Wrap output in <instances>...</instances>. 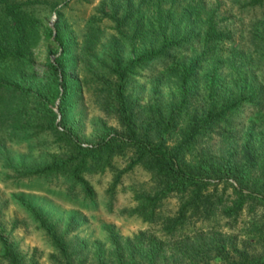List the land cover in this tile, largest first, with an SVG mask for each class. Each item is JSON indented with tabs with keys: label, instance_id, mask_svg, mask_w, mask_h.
<instances>
[{
	"label": "rangeland",
	"instance_id": "374dc122",
	"mask_svg": "<svg viewBox=\"0 0 264 264\" xmlns=\"http://www.w3.org/2000/svg\"><path fill=\"white\" fill-rule=\"evenodd\" d=\"M7 1L21 3V9L35 21V28L26 35L23 58L0 63V76L8 84L0 92V235L6 237L16 251L20 264H54L56 261V251L39 227L35 212L47 224H54L57 233L65 235L68 243H78L82 249L79 256L86 257V264L96 253L108 256L112 241L123 243L125 238L131 239L139 232H144V237L151 236L153 241L166 239L160 222L143 220L134 211L135 195L147 191L152 182L140 165L127 167L129 149L123 154H112L103 167L83 172L81 182L74 183L68 170L41 171L53 159L70 157L73 143L90 146L106 133L124 136L114 113L104 109L108 98L100 93L105 91L101 80L112 79L110 69L115 60L124 64L146 51L136 45L140 36L155 28L158 18L160 25H165L166 41L182 33H187L190 39L178 49L160 53L153 63L136 67L127 76L125 94L134 107L133 113H139L140 119H145L147 107L154 103L179 98L184 87L179 84L182 70L202 50L204 15L201 12L196 17L189 10L194 0ZM199 1L204 3V9H215L222 39L211 43L213 49L207 60L194 65L186 86L191 104L199 106L203 102L211 61L217 57L220 63L216 75L225 88L264 87V0L260 3ZM137 4L141 13L139 32L133 27L135 15L126 11ZM3 15L0 7L1 30ZM46 26L59 32L47 36ZM56 37L64 43L65 50L59 59L68 92L61 101L55 97L45 103L37 90L42 88L50 93L59 90L50 82L47 70L52 51H62L53 41ZM131 40L135 47L129 43ZM233 52L239 54L231 56L232 66L226 65L223 59ZM161 62H166L164 67ZM260 119H264V96L259 104H242L220 122V126L224 122L234 124L231 131L224 133L229 134L227 141L234 144L237 156L248 137L256 145L260 131L264 130ZM214 130L207 142L203 141L206 148L212 154L233 149L227 141L224 143L217 137V127ZM176 206L177 198L168 197L160 213L170 216ZM248 207H244L237 225L230 229L189 223L177 233L176 239L182 232L190 237L199 226L209 234L221 230L232 235L236 232L233 229L249 221L254 212L256 217L263 211L260 205H255L254 211ZM238 240V246L245 245L242 235ZM142 242L143 246L148 245L146 238ZM173 259L170 241L164 240L159 262L173 264ZM218 262L215 257L210 259V264Z\"/></svg>",
	"mask_w": 264,
	"mask_h": 264
},
{
	"label": "trees",
	"instance_id": "16d2710c",
	"mask_svg": "<svg viewBox=\"0 0 264 264\" xmlns=\"http://www.w3.org/2000/svg\"><path fill=\"white\" fill-rule=\"evenodd\" d=\"M251 1L260 3L262 0ZM0 7L4 14L1 18L4 28L0 29V63L19 61L23 58V46L28 40L26 35H30L35 28V21L21 9V3L0 0ZM189 10L196 17L202 12L205 27L201 52L182 70L179 84L184 87L179 98L154 103L147 107L145 119H140L139 113H133L134 107L125 94L127 76L136 67L153 63L160 53L172 48L178 49L180 44L190 39L187 33H182L180 37L166 41L165 25L161 26L158 18L155 28L150 31L148 29L145 35L140 36L136 45L146 51L124 64L114 59V65L110 69L112 79L101 80L105 91L100 93L105 99L108 98L104 109L114 113L124 136L106 133L100 135L90 146L73 143L70 157L53 159L41 172L68 170L74 183L81 182L83 172L95 171L98 167H103L112 154H123L129 149L127 167L140 165L152 182L147 191L135 195L137 205L134 211L143 220L160 222V230L166 238L164 240L170 241L173 264H210V259L214 257L219 260L217 264H264V130L260 131L256 145L247 136L245 146L237 156L234 144L227 141L229 134L224 133L231 131L234 124L224 122L220 126V122L231 116L242 104H259L264 96V87L246 88L235 85V89L225 88L216 75L217 64L220 63L217 57L211 61L203 102L199 106L191 104L186 86L194 65L209 58L213 49L211 43L220 41L222 36L217 29L214 8L204 9L203 2L194 0ZM126 11L135 15L133 27L139 32L140 4ZM125 19L126 17L123 18ZM44 30L47 36L59 32L58 29L53 31L47 26ZM53 41L62 51H52L47 70L50 82L59 87V90L55 93L45 92L42 88L37 90V95L45 103L55 97L61 101L68 92L59 59L65 50L64 43L57 37ZM129 43L134 46L133 40ZM238 54L233 52L232 55H227L223 59L227 61L226 65L230 64L231 56ZM165 63L160 64L164 67ZM5 85L8 84L0 76V92ZM21 90L29 92L28 89ZM260 120L264 128V119ZM215 127L217 137L224 143L227 141L233 149H226L222 154H212L206 148L203 141L205 139L207 142ZM84 188L89 194L88 187ZM171 196L177 198V206L170 216H162L160 208L164 200ZM247 205L253 211L255 205H260L263 211L256 217L254 212L249 221L233 229L236 232L232 235L221 230L209 234L206 230L201 231L203 228L199 226L190 237L182 232L180 238L176 239L177 233L189 223H207L205 228L226 226L230 229L237 225L238 218ZM34 215L56 251L54 264H86V257L79 256L82 249L77 246L78 243H68L65 235L57 233L54 224H47L36 212ZM143 233L139 232L131 239L125 238L123 243L112 241L113 247L108 251V256L96 253L90 257L88 264H163L159 262V257L164 248V240L153 241L151 236L144 237ZM239 235L246 241L241 247L238 246ZM144 238L147 239V246H143ZM0 249V264H20L16 251L2 235Z\"/></svg>",
	"mask_w": 264,
	"mask_h": 264
}]
</instances>
